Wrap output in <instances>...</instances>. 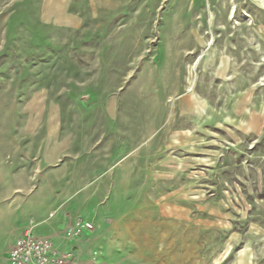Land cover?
<instances>
[{
    "label": "rangeland",
    "instance_id": "374dc122",
    "mask_svg": "<svg viewBox=\"0 0 264 264\" xmlns=\"http://www.w3.org/2000/svg\"><path fill=\"white\" fill-rule=\"evenodd\" d=\"M263 2L0 0V264H264Z\"/></svg>",
    "mask_w": 264,
    "mask_h": 264
},
{
    "label": "built area",
    "instance_id": "2783aa9c",
    "mask_svg": "<svg viewBox=\"0 0 264 264\" xmlns=\"http://www.w3.org/2000/svg\"><path fill=\"white\" fill-rule=\"evenodd\" d=\"M75 258L76 252L71 247L60 248L49 237L31 231L16 237L7 252V264H75Z\"/></svg>",
    "mask_w": 264,
    "mask_h": 264
},
{
    "label": "crops",
    "instance_id": "0c3cea01",
    "mask_svg": "<svg viewBox=\"0 0 264 264\" xmlns=\"http://www.w3.org/2000/svg\"><path fill=\"white\" fill-rule=\"evenodd\" d=\"M13 232H12V234L9 237V247L13 243L14 239L16 237H18L22 233L21 231H18V230L17 231H13ZM50 239L53 241L54 244H56L60 248L68 249V248L71 247L76 253H78V248H76L74 246H69V244L67 242H64V241L62 242V241H59V240H55L56 238L54 239V237L53 238H50Z\"/></svg>",
    "mask_w": 264,
    "mask_h": 264
},
{
    "label": "bare ground",
    "instance_id": "6f19581e",
    "mask_svg": "<svg viewBox=\"0 0 264 264\" xmlns=\"http://www.w3.org/2000/svg\"><path fill=\"white\" fill-rule=\"evenodd\" d=\"M263 4H264V2H263Z\"/></svg>",
    "mask_w": 264,
    "mask_h": 264
}]
</instances>
